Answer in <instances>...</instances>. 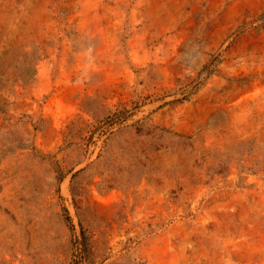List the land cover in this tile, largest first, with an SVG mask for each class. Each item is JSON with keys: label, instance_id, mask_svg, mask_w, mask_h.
Instances as JSON below:
<instances>
[{"label": "rangeland", "instance_id": "obj_1", "mask_svg": "<svg viewBox=\"0 0 264 264\" xmlns=\"http://www.w3.org/2000/svg\"><path fill=\"white\" fill-rule=\"evenodd\" d=\"M0 264H264V0H0Z\"/></svg>", "mask_w": 264, "mask_h": 264}, {"label": "trees", "instance_id": "obj_2", "mask_svg": "<svg viewBox=\"0 0 264 264\" xmlns=\"http://www.w3.org/2000/svg\"><path fill=\"white\" fill-rule=\"evenodd\" d=\"M114 124H116V123H112V125H114ZM64 212H65V214H66V220L68 221V222H71V218L69 217V215H68V211L65 209L64 210ZM84 235V234H83ZM84 237V236H83ZM81 246H82V248H81V253H82V255L83 256H86L87 254H88V245H87V243H86V241H85V237H84V239L82 240V243H81Z\"/></svg>", "mask_w": 264, "mask_h": 264}]
</instances>
